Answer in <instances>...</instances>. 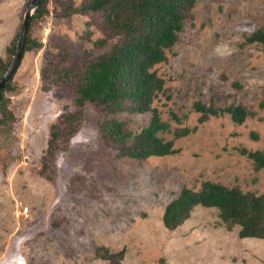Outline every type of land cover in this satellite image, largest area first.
I'll return each instance as SVG.
<instances>
[{
    "label": "rangeland",
    "instance_id": "rangeland-1",
    "mask_svg": "<svg viewBox=\"0 0 264 264\" xmlns=\"http://www.w3.org/2000/svg\"><path fill=\"white\" fill-rule=\"evenodd\" d=\"M30 1L0 0V62L17 44ZM88 1L47 0L33 30L37 45L6 93L14 119L8 134L0 125V264H110L98 258L100 247L125 249L121 264H264V240L241 238L215 208L196 207L174 231L163 224L166 206L206 181L264 193V169L242 154L264 151V43L247 41L264 31V0L196 1L193 19L156 66L166 87L153 105L171 125L166 140L180 128L196 131L176 139L177 154L146 160L118 158L101 136L108 117L90 103L81 109L70 88L42 78L48 58L66 56L61 67H74L112 49L113 41L95 45L100 32L87 30L93 17L66 14ZM198 101L242 106L251 116L243 124L229 115L199 123ZM115 117L141 130L152 114ZM71 121L78 132L50 144L51 126Z\"/></svg>",
    "mask_w": 264,
    "mask_h": 264
},
{
    "label": "trees",
    "instance_id": "trees-1",
    "mask_svg": "<svg viewBox=\"0 0 264 264\" xmlns=\"http://www.w3.org/2000/svg\"><path fill=\"white\" fill-rule=\"evenodd\" d=\"M197 0H89L80 8L69 6L66 14H81L93 20L87 30H98L100 37L94 41L98 48H104L113 41L109 52L87 59L74 67H61L66 56L54 61L47 60V67L41 70L43 80L70 88L76 104L82 109L87 103L107 120L100 123L101 136L107 147L116 152L118 158L146 160L151 157L175 155L176 139L189 136L196 128L175 130L174 139L166 140L163 135L172 133L169 121L162 120L154 102L165 94L166 82L156 71V66L167 61V52L179 41L187 19H193ZM47 13V0H40L31 19L24 53L37 45L33 35ZM96 17V18H94ZM18 35L16 36L17 41ZM250 43H264V31L260 30L247 38ZM16 43L8 48L7 61L0 62V80L10 65ZM5 58V59H6ZM19 62V65L21 63ZM18 65V66H19ZM13 79V78H12ZM0 90V125H7L14 116L7 111L6 93L15 88L13 80ZM195 112L200 114L199 123L213 117L229 115L235 124H243L251 115L242 107L231 105L216 107L203 102H195ZM82 110H79L81 112ZM151 113L146 127L133 130L128 122L119 120L121 114ZM67 119L81 120L80 116H66ZM180 122L179 117L173 116ZM78 123L71 121L61 126L54 124L50 129V144L58 138L70 139L78 132ZM256 138V136H254ZM254 163L256 170L264 169V151L242 150ZM196 207L215 208L219 217L229 229L239 226L241 238L264 240V193L244 192L236 187L206 181L199 190L184 188L165 208L163 224L174 231L190 219ZM125 249L110 252L108 248L97 250L98 258L110 264H121Z\"/></svg>",
    "mask_w": 264,
    "mask_h": 264
},
{
    "label": "water",
    "instance_id": "water-1",
    "mask_svg": "<svg viewBox=\"0 0 264 264\" xmlns=\"http://www.w3.org/2000/svg\"><path fill=\"white\" fill-rule=\"evenodd\" d=\"M39 4H40V0H31L30 4L27 7L26 13L22 21L21 31L16 44V49L14 52L13 59L7 71L5 72L4 76L0 80V90H2L10 82V80L13 78L15 74V71L18 67V64L21 60L24 51L32 16L36 11V9L39 7Z\"/></svg>",
    "mask_w": 264,
    "mask_h": 264
},
{
    "label": "clouds",
    "instance_id": "clouds-1",
    "mask_svg": "<svg viewBox=\"0 0 264 264\" xmlns=\"http://www.w3.org/2000/svg\"><path fill=\"white\" fill-rule=\"evenodd\" d=\"M35 13V12H34ZM34 15V14H33ZM31 24V23H30ZM15 49H16V47H15ZM14 56V55H13ZM12 61V60H11ZM11 63V62H10ZM19 65V64H18ZM9 67V66H8ZM18 68V67H17ZM17 70V69H16ZM16 72V71H15ZM15 75V74H14Z\"/></svg>",
    "mask_w": 264,
    "mask_h": 264
}]
</instances>
